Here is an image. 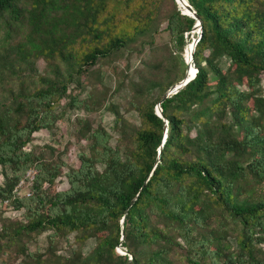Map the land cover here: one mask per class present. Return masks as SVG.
<instances>
[{
    "label": "trees",
    "instance_id": "1",
    "mask_svg": "<svg viewBox=\"0 0 264 264\" xmlns=\"http://www.w3.org/2000/svg\"><path fill=\"white\" fill-rule=\"evenodd\" d=\"M164 1L0 0V205L23 212V222L0 231V249L50 230V238L102 234L79 261L51 264H264V0H186L201 25L196 73L160 104V119L154 106L184 77V35L195 24ZM153 14L174 47L163 75L172 66L178 74L135 88L146 97L130 149L111 147L98 126L90 154H78L65 174L68 188L55 191L59 166L25 150L31 136L68 109L94 111L97 102H80L72 90L89 68L146 35ZM38 60L47 73H37ZM19 253L22 264H49L23 246Z\"/></svg>",
    "mask_w": 264,
    "mask_h": 264
},
{
    "label": "rangeland",
    "instance_id": "2",
    "mask_svg": "<svg viewBox=\"0 0 264 264\" xmlns=\"http://www.w3.org/2000/svg\"><path fill=\"white\" fill-rule=\"evenodd\" d=\"M164 27L163 17L153 14L150 29L146 35L137 38L118 55L89 68L91 74L84 78L81 90L79 92L72 90V95L77 93V99L80 102L87 99L97 102L94 111L87 112L73 108L63 112L61 107L67 102V99H64L59 102V106L54 108L56 113L63 112V117L56 121L49 130H39L31 136L25 150L40 155L49 164L59 166L60 173L55 180V191H65L68 188L65 174L68 169L77 168L78 154H90L92 147L90 134L98 126L110 134L109 145L111 147L118 146L122 151L131 148L134 138L132 130L142 126L138 111L142 97H146L136 92L135 88L151 79L162 80L166 83L179 72L178 66H172L171 72L163 75V70L170 63V53L174 48ZM184 37L189 38V43H191L192 39L196 38V33L190 31ZM1 38L2 31L0 30V44ZM181 55L184 60V48ZM219 65L222 70H225L228 61L221 58ZM35 68L41 75L47 73L48 70L43 60H38ZM260 86L264 91V77L261 78ZM241 89L245 90V87ZM149 95L150 100H153L159 95V90L156 88ZM117 117L122 121L116 123ZM78 120L83 121L81 128ZM190 135H193V131ZM1 173L0 168V184L2 183ZM25 184L23 186H26ZM262 188L264 189V185ZM23 189L19 191V196L23 194ZM20 222H23L22 211L5 210L3 205H0V231L3 228L9 231ZM51 234L52 231L47 230L40 234L21 236L13 243L6 240L7 243L0 249V264H22L23 257L19 253L21 246L26 252L41 255L43 259L48 260L49 264L51 260L58 258L60 260L67 258L77 262L92 250L99 237L102 236L99 234L95 237L79 238V234L70 233L50 238ZM260 248L264 251V243L260 245ZM115 251L118 254L122 252L118 247Z\"/></svg>",
    "mask_w": 264,
    "mask_h": 264
},
{
    "label": "water",
    "instance_id": "3",
    "mask_svg": "<svg viewBox=\"0 0 264 264\" xmlns=\"http://www.w3.org/2000/svg\"><path fill=\"white\" fill-rule=\"evenodd\" d=\"M174 2L178 5V8L181 12L182 15H186L188 17H191L195 20V24L192 27L191 31H194L196 33V38L192 39L191 43L189 44L188 48H189V53H188V57H186L185 54V47H184V63L186 64V70L184 73V77L175 85L171 86L166 92L165 94L162 96L161 100L159 101V103L156 105L155 109H154V113L155 115L162 119L161 116V109H160V104L167 98H169L171 95H174L175 93H177L181 88H183L185 85H187L189 82H191L194 77H195V73H196V69L193 66V61H192V55H193V51H194V47L196 45V43L198 42L200 36H201V25H200V21L196 18L195 16V12L192 10V8L188 5L186 0H174ZM164 121V120H163ZM164 125H165V129H164V135H163V139L162 142L164 141L165 138V132H166V121H164ZM159 154V150L157 152V155ZM123 219L121 220L120 224H122ZM119 250H121V254L125 255L126 252L124 249L118 247Z\"/></svg>",
    "mask_w": 264,
    "mask_h": 264
},
{
    "label": "built area",
    "instance_id": "4",
    "mask_svg": "<svg viewBox=\"0 0 264 264\" xmlns=\"http://www.w3.org/2000/svg\"><path fill=\"white\" fill-rule=\"evenodd\" d=\"M33 173H34V172L31 171V172H28V173L26 174L25 177H26L27 180H28V182H27L26 184H29V182L31 181V179H32V177H33ZM22 183H23V182H21V183L19 184V186H21Z\"/></svg>",
    "mask_w": 264,
    "mask_h": 264
},
{
    "label": "bare ground",
    "instance_id": "5",
    "mask_svg": "<svg viewBox=\"0 0 264 264\" xmlns=\"http://www.w3.org/2000/svg\"><path fill=\"white\" fill-rule=\"evenodd\" d=\"M189 42L186 44V47H185V54H186V57H188V53H189V48H188V46H189Z\"/></svg>",
    "mask_w": 264,
    "mask_h": 264
}]
</instances>
